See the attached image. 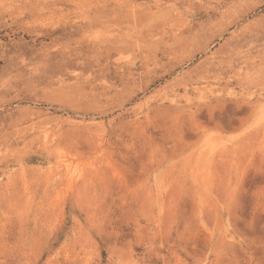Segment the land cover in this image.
<instances>
[{
	"label": "rangeland",
	"instance_id": "374dc122",
	"mask_svg": "<svg viewBox=\"0 0 264 264\" xmlns=\"http://www.w3.org/2000/svg\"><path fill=\"white\" fill-rule=\"evenodd\" d=\"M0 264H264V0H0Z\"/></svg>",
	"mask_w": 264,
	"mask_h": 264
}]
</instances>
